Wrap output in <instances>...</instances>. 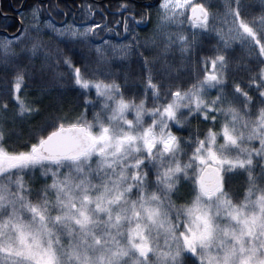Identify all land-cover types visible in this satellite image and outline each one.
Segmentation results:
<instances>
[{"label":"snow or ice","instance_id":"obj_1","mask_svg":"<svg viewBox=\"0 0 264 264\" xmlns=\"http://www.w3.org/2000/svg\"><path fill=\"white\" fill-rule=\"evenodd\" d=\"M117 14L33 0L0 36V264H264V0ZM52 88L83 111L56 109L14 147Z\"/></svg>","mask_w":264,"mask_h":264},{"label":"trees","instance_id":"obj_2","mask_svg":"<svg viewBox=\"0 0 264 264\" xmlns=\"http://www.w3.org/2000/svg\"><path fill=\"white\" fill-rule=\"evenodd\" d=\"M139 1H142V3ZM32 2L33 0H0V30H6L10 34H13L17 30H19L20 19L24 15V12L28 11V6ZM45 2L51 5L58 4L60 8L64 11H68L69 9H71L73 12H76L77 6L81 4L95 5L98 8L103 9L105 14L108 16V20L112 22L109 26L115 27V21L120 19L121 17L118 14L115 16L111 15V13L116 12V9L119 4L131 3L135 5L139 10L140 5L144 4V2H149V0H45ZM20 8L21 10H18ZM52 15L55 17L57 22L64 19L63 13H57L54 11ZM125 15H127V13H125ZM78 17L79 14L77 12V18ZM94 18L97 22H100L99 14H97ZM67 19L69 22H71L73 20V16L69 15ZM137 19H139V17H137ZM57 25L60 24L57 23ZM154 26L155 16L152 17V23H149L146 26H141L137 29V34L142 43L144 42L147 36H150L151 30ZM0 35H4V33H0ZM101 35H103V33ZM45 39H47V37H45ZM123 42L128 43L129 41L125 40ZM60 47H63V45H60ZM75 51L77 57L81 59H93L95 57L94 52H88L87 50L82 52L79 49H76ZM140 51H144L146 56L149 55V53L143 48H141ZM106 55L111 63L122 64L123 62V58L112 56L111 51H106ZM61 70L65 71V69ZM24 91L27 92L29 97L36 96L37 93L34 82L26 79ZM23 94L24 93L22 92L21 95ZM40 106L42 110L39 115L35 116L30 122L25 121L17 127V132L20 136V139L18 140L16 137H13L11 143L14 147L18 146V144L22 140L27 139V136L30 133L31 129L41 125L46 119L50 118L52 114H55L56 109L59 108L63 112H70L74 109L83 111L79 95L71 89H50L49 93L41 99ZM87 118L91 120V114H89ZM193 124H195V122H193ZM231 190L235 193V199L237 201L243 200L245 184L242 176H236L233 178L231 182Z\"/></svg>","mask_w":264,"mask_h":264},{"label":"rangeland","instance_id":"obj_3","mask_svg":"<svg viewBox=\"0 0 264 264\" xmlns=\"http://www.w3.org/2000/svg\"><path fill=\"white\" fill-rule=\"evenodd\" d=\"M195 2H202V0H195ZM27 14V12H24V15H26ZM155 23H156V20H155ZM58 27L60 26V25H57ZM154 28V27H153ZM150 35H151V33H150ZM0 36H3V35H0ZM124 43H126V42H124ZM106 51H111V53H112V56H116V57H120V58H123V53H118V52H113L111 49H108V50H106ZM24 95V94H23ZM22 95V96H23ZM129 118H131V117H129Z\"/></svg>","mask_w":264,"mask_h":264},{"label":"water","instance_id":"obj_4","mask_svg":"<svg viewBox=\"0 0 264 264\" xmlns=\"http://www.w3.org/2000/svg\"><path fill=\"white\" fill-rule=\"evenodd\" d=\"M18 10H21V8L20 9H18ZM0 32L1 33H4V34H7L8 36H12L13 34H16L17 32H18V30L15 32V33H13V34H10L8 31H6V30H0Z\"/></svg>","mask_w":264,"mask_h":264},{"label":"bare ground","instance_id":"obj_5","mask_svg":"<svg viewBox=\"0 0 264 264\" xmlns=\"http://www.w3.org/2000/svg\"><path fill=\"white\" fill-rule=\"evenodd\" d=\"M104 1V0H103ZM139 2H141L142 3V1H139ZM144 3H147V2H144ZM1 33V32H0Z\"/></svg>","mask_w":264,"mask_h":264}]
</instances>
